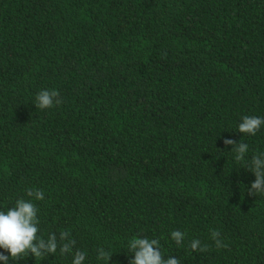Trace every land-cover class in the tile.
<instances>
[{"label": "trees", "instance_id": "1", "mask_svg": "<svg viewBox=\"0 0 264 264\" xmlns=\"http://www.w3.org/2000/svg\"><path fill=\"white\" fill-rule=\"evenodd\" d=\"M44 89L63 102L36 108ZM245 115L264 117V0H0V210L32 200L39 236L76 241L8 264L77 249L105 264L101 247L129 264L135 237L181 264H264V195L244 168L264 125L240 133ZM225 138L248 144L244 162Z\"/></svg>", "mask_w": 264, "mask_h": 264}, {"label": "clouds", "instance_id": "2", "mask_svg": "<svg viewBox=\"0 0 264 264\" xmlns=\"http://www.w3.org/2000/svg\"><path fill=\"white\" fill-rule=\"evenodd\" d=\"M63 102L59 91L41 90L35 97V106L38 109H48L59 105ZM264 125V117L248 116L242 117V121L238 125V131L247 135H255ZM225 145H232V151L235 153L237 162H244L249 146L244 142H237L230 138H225ZM250 169L255 180L247 188L249 195H264V153H259L251 157L250 164L246 163L245 167ZM27 196L35 200H44V192L40 189H28ZM38 209L32 200L19 198L14 205L7 210H0V261L8 264L9 259L19 260L21 258L32 255L35 259L42 260L49 255H54L57 250L61 255L73 253L76 241L70 238V233L62 231L59 238L55 233H50L45 239L38 235L39 219ZM171 239L177 245H181L185 239V233L180 230L171 232ZM221 233L213 229L211 231V239L217 248L227 247L220 239ZM128 249L130 253H134V258L129 260V264H181L180 259L168 256L164 257L159 239H149L147 237H135L128 240ZM189 250L193 252H203L208 250L207 244H201L199 239H192L189 242ZM7 252L9 255H5ZM113 252L105 250L103 247L97 250V260L105 261L109 264ZM86 259V253L81 250H75L72 264H83Z\"/></svg>", "mask_w": 264, "mask_h": 264}]
</instances>
